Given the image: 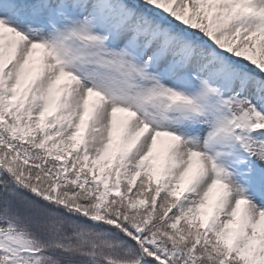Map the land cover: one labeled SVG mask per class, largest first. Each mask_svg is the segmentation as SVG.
<instances>
[{
  "label": "snow or ice",
  "instance_id": "snow-or-ice-1",
  "mask_svg": "<svg viewBox=\"0 0 264 264\" xmlns=\"http://www.w3.org/2000/svg\"><path fill=\"white\" fill-rule=\"evenodd\" d=\"M0 264H264V0H0Z\"/></svg>",
  "mask_w": 264,
  "mask_h": 264
}]
</instances>
